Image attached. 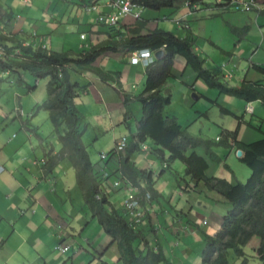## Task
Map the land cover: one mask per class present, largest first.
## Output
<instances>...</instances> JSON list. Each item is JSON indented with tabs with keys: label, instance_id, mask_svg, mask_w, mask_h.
<instances>
[{
	"label": "crops",
	"instance_id": "obj_1",
	"mask_svg": "<svg viewBox=\"0 0 264 264\" xmlns=\"http://www.w3.org/2000/svg\"><path fill=\"white\" fill-rule=\"evenodd\" d=\"M47 1L48 4L43 7L42 4L46 2L44 0H36L34 1V3H30V0H0V39H2L0 40V47L4 46L11 49L14 44H17V41H21L22 43L24 41H29L31 43H40V45L46 46L47 50L74 55L83 54L84 52L89 51L93 46L108 39L107 33L110 27H107L106 31L105 28L101 30L95 28L94 26L99 25L96 21L99 14H116L117 8H115L112 3L114 0ZM216 2V9L209 7V4L205 1L203 4L194 7H191L188 3L183 2L179 3L173 10L167 9L165 11H152L143 8L142 18L149 21L147 30H154L156 28L161 29L162 27H160V25L162 20H165V22H167L176 19V22L178 24V34L175 35H177L181 39L190 35L193 36V34H195L196 31L193 27L194 20L203 21L206 19L214 29L220 30L221 34L226 38L229 45L225 46L219 41L206 39L204 42L208 43L210 47L209 49V47L201 45V42H198V45L196 46L194 40L195 52L201 57L205 56V54H209L210 56V59H205L203 57L206 60L207 68H209V66L207 65L208 60H211L216 56H221V63L212 62L213 66L210 67V69L221 68L224 80L229 86H231L229 84L230 81L233 82V87H239L245 79L250 82L262 81L263 75L261 76L260 73L255 71L254 66L264 68V61H262V59H260L259 57V51L262 50L264 46V34L262 35V39L259 38L258 40H249L250 26H248L247 24L245 25L244 22L233 23V19H231V21H228L225 19L226 16L224 17L222 15L224 12H231L234 9L232 5H230V0H216ZM257 2L259 3V6L263 11L261 16H259L257 13L258 18H260L258 22L264 23V0H257ZM88 6H90V8H96H91L90 10ZM215 11L218 13H215ZM207 16L208 18H206ZM236 17L237 16H235V18ZM137 20L140 19H135L131 16L123 17L116 27L121 28L122 25L134 26ZM88 26L90 27L88 28ZM184 26H189V29L185 28ZM33 29V32H36L38 36L36 37V41L31 38V34L33 32L29 34V31ZM82 35H85L84 39H82ZM57 36L61 38H59L58 41L53 44L52 38ZM10 38L15 39L16 41H14L13 39L10 40ZM232 43H234V45H232ZM71 45L73 46V48L69 49L67 46ZM53 47L55 49H53ZM231 47L234 48L232 51ZM152 52H155V55L157 53V51ZM130 56L131 54H129L127 50L107 52L103 54L97 59L94 64L95 67L101 70L103 75L97 74L92 70H80L76 67L73 68L72 71H75L84 78L81 83H76L80 84L81 86H88L85 93H83V95H81L75 101V103L79 107V110L86 119V126L82 133V140L85 136H90L89 131H91L92 127L89 123L91 122L89 119L92 118V116L90 115V117H87L82 112V109L87 110L85 109V105L88 104L86 98L90 97L91 95L98 96L99 102L100 104H102V109L105 110V112H103L104 115H107L108 113L109 115L115 114L116 117H118L117 126L121 125L126 127L128 130H131V121H133V118H136L135 114L136 116H138V118L135 119L136 132L130 135L126 134L125 132H119L121 133V135L114 137L116 141L115 145L118 141L121 140L122 137H126L129 146L132 140V136L136 135V133L138 132V122L142 118L143 111L141 104H138L139 106H137L135 101H137V97L141 95L145 90L146 67L145 69H143V65H138L141 63L132 64L131 60L129 63L127 59ZM177 69H183L184 72H186V70H190L189 66H187L185 62V59L181 56H177L175 59L174 67L172 69L173 77L171 78H178V75L176 73ZM143 70H145L144 74ZM190 71L191 72L189 75H187V77H191V79H193V75H195L196 72L194 70ZM3 73L14 74V77H16V83L22 87L25 85L23 76H21L22 79H20L18 73H10L7 71ZM29 74L33 77L36 83L39 81L31 73ZM230 75L231 77H229ZM45 79L48 80L47 78ZM70 79L73 82L71 73ZM140 82H144V88L142 92L137 95L135 91L137 90L138 83ZM165 87H167V85H165ZM193 87L195 88V86ZM27 88L28 92H32L37 88V86L30 87L29 85H27ZM164 88L162 89V94H170L173 98V95L170 92L166 94ZM24 91L26 90L24 89ZM188 91H192L191 88H185V92ZM192 93V96L196 95L198 99L202 98V95L200 93ZM46 100L47 97L44 102ZM125 100L127 101V103H125ZM43 103L38 107L40 110V107L43 105ZM19 106L20 108H22L20 102ZM16 107L17 105H15V110L13 111L14 113H12L11 110H8L7 108H4L0 105V166H3L6 171L0 176V194L2 196L0 197V211H5L4 205L7 204L9 206L7 210L8 212L4 216L0 214V241L5 238V241L1 244L0 248V261H2V258L5 256L4 254L7 251L11 237L16 232H18L19 234L25 232L26 235L25 239L21 241L17 249H21L25 245H30L34 248L37 243L41 244L43 240L45 245V238H47L51 240V244L55 245V247L53 248L54 252H59V250L57 249L58 247L56 245L55 237L61 234L62 240L59 246L61 244L67 246L68 243L74 240L75 237L80 238L84 233H88L89 235L95 233L98 239H104L105 236H101V234L104 233V235H108L104 232L99 222H97V219L94 218L91 211L89 210L85 197L78 186L76 171L71 162L65 160L67 162L63 161L59 164V167L60 165H63L61 166L63 169V167L66 166L68 167V172H71L72 186L70 188V192L68 191V186L71 185L69 178L68 180H66L65 178V176L68 177V172H62V174H58V169H55V175L53 173L46 174L44 171V163L42 161L45 160L46 155L50 151L58 153L61 150L59 132L56 131L53 127L50 135L45 136L48 133V129L43 126L40 130V126H38L42 123V119L34 118V115L26 116L23 110L22 112H19V109L17 110ZM167 108L168 107H166L165 110ZM165 110L164 113L167 117H175L177 119L176 115L174 116V114L172 113H167ZM253 113H256L254 109ZM48 117L50 119V115ZM22 118H26V120L24 121ZM104 119L106 118L104 117ZM113 124L114 122L111 121L110 123H108V126L111 128ZM185 129H187L188 131V127H186ZM62 131L63 130H61V132ZM95 133L99 134L97 132ZM217 139L219 140L220 138L217 137ZM148 142H150L151 144H148ZM142 147H147L148 150L144 151ZM157 148L158 147L155 145L152 139H147L141 145V148L131 154L129 158L126 156V151L118 155L115 154V157L108 156L103 158L102 156H100V160H103L104 165H101L102 162L100 160H97V163L93 162L87 150L89 157L94 164L95 170L99 174V178H101V180L103 179L101 188H103L106 195L109 196L111 206H113L120 213H122L123 210H126L124 205V201L126 200V198L120 204L115 205L112 202V200L116 197L115 194L121 191L123 187L128 189V192L129 190L134 191L136 194H138V196L140 191V189L132 182V180L123 173L122 166L128 161L132 162L138 170L151 172L153 181L154 183H156L155 173L153 172L155 162L151 155L156 153ZM150 150L152 151L148 153ZM136 152L140 154L137 158L135 157ZM167 153L168 152L166 151L164 158H166ZM232 153H238L237 149L231 150L228 155V159L230 158V155ZM122 161H125L124 164H121ZM109 164L111 168H114L112 170L113 172L109 170ZM141 164H145V166L141 167ZM172 165L173 164H170V169L168 170L173 169ZM162 167L163 170L159 174L160 176H164L165 172L167 171H164V164ZM208 171L210 174L211 166H209V169L207 170L208 177L217 176V178L226 179L231 183V179L225 177V175H223L222 177L221 175L209 176ZM125 172L129 175L131 174L127 168H125ZM112 173L114 174V176ZM60 176L62 177V180L58 181V178ZM174 176L177 178V173H175ZM19 178L24 180L27 187L29 188L30 193H36L38 199H31L30 197L25 195V188L21 180L20 190L18 189L17 185H19V182L17 181V179ZM140 179L141 178L138 179V183H141L144 186V182ZM184 179L188 181L190 185L195 187L196 183L195 181L191 180V178L186 177L185 175ZM111 181H113L112 184ZM51 182H54V188H60L59 183H63V190L60 188V195L66 199L67 205H71V208L69 210L61 209L59 211V214V212L56 213L47 210V208H42V206L39 204L40 202L45 205L43 198H46L48 188L52 187ZM116 182H120V186L114 188L113 184ZM178 182H180V180ZM178 187H180V184L178 185ZM155 188L161 194V198L159 199V201H152L151 203L147 204L146 208L148 214L144 215L142 225L137 226L140 227L141 231L145 232L149 241V247L160 248V250L162 249L163 254L167 260L161 264H174V262L175 264H178L177 255L179 256V253L184 256L183 264H196L200 262L202 260V254L200 255L198 253L197 256L193 257L189 249H187L186 252L183 253L176 245L179 244V240L181 241V243L185 242L186 245L189 244L192 246L193 244H198L199 238L201 237L199 232H202L203 234L207 233L206 235H213L214 233H216L221 226L223 216L229 210L227 200H225L222 196L214 191L205 190V188H203L201 184H199V187L197 189H194V191L189 193H184L181 188L178 189L180 190V192L178 190L173 191L171 187L158 189L155 185ZM75 189L78 191L80 190L82 195L80 196L81 199L79 203H77L76 205L75 201L72 199V192H75ZM177 192L178 196L181 197V199L185 197H188L190 199L191 197L187 195H191L192 193H195L196 195L191 199V201L188 200L186 203H183L182 201L184 200H181L177 202L176 205H174L172 197H174ZM3 194H6V196ZM166 199H170L169 209H171L172 217L174 219H177V223H174V226L173 224L170 225L171 223H169V228L164 229L162 227V229H158V227L162 226L160 217H162L164 215V212H166L167 210L165 209L166 206L162 201ZM32 201L35 204H39V208L32 216H30L29 212H27L25 215L23 211L25 208H28V205L32 204ZM220 205L223 206V209H220ZM16 206L20 207L19 210L21 212V218L18 220L16 219L17 221H13L15 220L14 209ZM196 207H199V211L197 210L198 212L201 211L198 215L200 219L191 214V211H194V209L196 210ZM174 211L177 213V217L173 215ZM197 211H195V213H197ZM75 213L85 217L84 223H88H86L84 228L75 224ZM184 217L186 219H184ZM24 218L26 219V221L30 219V222L27 221L26 223V229L22 227V224H19L21 219ZM18 224L19 226L17 227ZM98 225L100 226V228ZM88 228L89 230H87ZM80 232L82 234H80ZM189 232H191V234H188V236H184V234H187ZM70 237L71 240H68L70 239ZM163 238H165L168 242L172 240L170 245L166 246V249ZM173 242H175L174 246ZM109 245L108 249L114 248L116 252L117 259L115 264H124L123 261L120 260V254L117 244L113 245L112 247H109ZM42 247H37L36 249L40 250ZM88 248L89 250L83 248L85 249V252L79 251L74 256V260L77 257L79 258V264H100V262L97 260L100 259L102 264L103 257L97 258L94 256L95 248L93 246H89ZM39 255L40 254L36 251V257H38ZM92 255L93 258L91 260ZM17 260V254L11 253V255L8 256L5 261H11L15 263ZM72 260L73 258L70 257V259H66L63 264H72ZM107 264L111 263L107 262Z\"/></svg>",
	"mask_w": 264,
	"mask_h": 264
},
{
	"label": "trees",
	"instance_id": "obj_2",
	"mask_svg": "<svg viewBox=\"0 0 264 264\" xmlns=\"http://www.w3.org/2000/svg\"><path fill=\"white\" fill-rule=\"evenodd\" d=\"M130 1L152 11L173 10L183 2L191 7L204 3L203 0ZM148 23V20L141 18L134 26L108 27V39L83 54L69 55L33 45L25 47L21 41H17L11 49L1 45L7 55L0 57V71L18 73L20 79L23 72L31 73L38 80L48 79L47 100L40 108L48 111L51 123L59 132L61 150L58 153L50 151L46 155L44 171L46 174H52L63 161L71 162L89 210L104 232L111 237L109 247L117 244L120 260L124 264H161L167 260L162 249L155 250L149 247L145 232L137 227L142 223L133 224V218L128 210L120 213L111 206L109 196L101 188L103 179L99 178L82 140L86 119L75 103L88 86L73 83L70 79L74 67L103 75L94 64L107 52L127 50L132 54L145 49L157 52L163 50V57L146 67L145 90L137 97L142 106V118L138 122V132L132 136L129 146L127 143L126 156L129 158L147 139H152L158 147L155 154L166 166L164 171L170 169V164L180 161L186 167V177L195 181L196 185L193 187L182 179L185 183L180 184V188L184 193L192 192L199 184L204 183L205 188L227 200L229 210L223 216L219 230L215 235H206V246L200 264H231L232 252L234 261L251 264L244 249L255 237L261 240L259 247L254 249L255 258L264 264V139L251 144L240 141L238 139L242 125L240 118L236 130H224L223 137L218 141L196 138L182 127L175 117L169 118L165 115L164 110L171 105L172 96L162 94L167 81L173 77L175 59L181 56L187 66L196 72L197 78L203 79L209 88L247 103L260 101L264 105V68L254 66L255 71L263 75L262 81L250 82L245 79L239 87H231L224 80L221 68H206L205 59L194 50L192 35L181 39L172 32L160 28L147 30ZM221 111L226 115H233L225 108H221ZM220 146L243 152L240 161L252 171L246 183L232 184L226 179L207 176L209 161L219 165L224 162L215 151V148ZM198 149H202L206 157L200 155ZM189 150L192 151L190 154ZM166 151L169 153L168 159L164 158ZM108 156L115 157L114 150H111ZM124 167L128 169L130 175L125 172ZM225 167L230 169L228 165ZM122 171L140 189L141 198L137 212L141 211L143 216L147 215V204L161 198V194L155 188L152 173L138 170L129 161L122 166ZM139 178L144 182V186L138 183Z\"/></svg>",
	"mask_w": 264,
	"mask_h": 264
},
{
	"label": "rangeland",
	"instance_id": "obj_3",
	"mask_svg": "<svg viewBox=\"0 0 264 264\" xmlns=\"http://www.w3.org/2000/svg\"><path fill=\"white\" fill-rule=\"evenodd\" d=\"M34 1L36 0H30V3H34ZM44 1L46 2L42 4L43 7H45L48 4L47 0H44ZM204 1L209 4V7L216 9V3H217L216 0H204ZM88 7L90 8V6ZM215 13H218V12L215 11ZM257 13L259 16H261V14L263 13L261 7L251 10L250 12L237 11L233 9L231 12H224L222 15L224 17L226 16L225 19L228 21H231V19H233V23L244 22L245 25L247 24L248 26H250L249 40H258L259 38L262 39V35L264 34V23L258 22L260 18H258ZM235 16L237 17L235 18ZM206 18H208V16ZM89 27L90 26H88V28ZM94 27L97 29H101V30L105 28L107 31V27H102L101 25H95ZM160 27H162L161 29H164L166 31H170L174 34H178V30H177L178 24L176 22V19L172 21H167V22H165V20H162ZM193 27H194V30L196 31L195 34H193V38L195 40L196 46L198 45V42H201L202 43L201 45H205L209 47L208 43L204 42L206 39H213L214 41H219L220 43H223L225 46H229L226 38L221 34L220 30L214 29L206 19L203 21L194 20ZM33 31L34 29L30 30L29 34H31ZM59 38L61 37L57 36V37L52 38V43L55 44ZM232 45H234V43H232ZM67 47L69 49L73 48L72 45L67 46ZM53 49L55 48L53 47ZM233 49L234 48L231 47V51ZM203 57L205 59H210L209 54H205V56ZM259 57L260 59H262V61H264V46H263V49L259 51ZM127 60L130 63L131 56L128 57ZM220 61H221V56H216V57H213L211 60H208L207 62V65L209 66L208 69H210V67L213 66L212 62L221 63ZM138 65H141V64H138ZM205 66H206V60H205ZM142 68L145 69V67L143 66ZM190 70L192 69L190 68ZM190 70H186V72H184L183 69H177L176 73L178 75V78H175V79L170 78L169 81H167L168 82L166 84L167 87H165L164 90L166 94L170 92L173 95L172 105L171 106L169 105L170 107L167 106L168 108L165 110L167 113L169 112L170 114L171 113L174 114V116L176 115L179 123L184 128L188 127V132L196 138L217 141L218 140L217 137L219 138L223 137L224 130L225 131L226 130H231V131L236 130V128L238 127L239 118H240L242 119V125H241L239 136H238V139L240 141L247 143V144H251V143L264 139V105L260 101L253 102V103H247L243 100L236 99L234 97H230L225 94H220L218 90L213 89L211 87L208 88L207 85L205 84L206 82L203 79H197L196 74L193 75V79H191V77L188 78L187 75L190 74L191 72ZM144 71L145 70H143V74H144ZM22 76L25 80V85L23 87L19 86L16 83V77H14V74L3 73L0 71V105L3 106L4 108H7L8 110H11L12 113H14L13 112L15 110L14 107L15 105H17L16 107L17 110L19 109V112H22L23 110L26 116L34 115V118L42 119V123L39 124L38 126H40V130H41V127L43 126L46 127L48 129V133L45 136H49L54 126H52L53 124H51L50 122V119L48 117L49 116L48 112H46L43 109L40 110L38 108L47 97L48 80L46 79L39 80L36 83V81L33 79V77L29 73H23ZM71 77H72L73 83H76V82L81 83L82 80L84 79L81 75H79L75 71L71 72ZM144 82L138 83V88L135 91L137 95H139L142 92L144 88ZM229 84L232 86L233 82L230 81ZM27 85H29L30 87L37 86V88L32 92H28ZM193 86H195V88ZM185 88H188V89L191 88L192 91L185 92ZM24 89L26 91H24ZM192 92L196 94L200 93L202 95V98L198 100L193 99ZM86 99L88 101V104L85 105L86 106L85 109L87 110L82 109V112L87 117H90V115L92 116V118L89 119L91 121L89 123L91 124L92 127H91V131H89L90 136L89 135L85 136L83 141H84V144L87 146V150L92 158V161L97 163V160L101 159L100 157L101 154L108 155V153L111 150H113L115 142H116L114 137L120 136L121 133L119 132H125L128 135L136 132V126H135L136 120L135 119H137L138 116H136L135 114L136 118H133L132 119L133 121H131V130H128L124 126H121V125L117 126L118 117H116L115 114L109 115L107 113V115L106 114L104 115L103 112H105V110L102 109V104H100L98 96L91 95L90 97H87ZM19 102L22 105V108H20ZM135 103L137 106H139L138 104H140L138 99L137 101H135ZM249 107L253 108L254 111H256V113L254 114L251 112H247ZM221 108H225L231 111L233 115H226L222 113ZM101 112L104 116L101 114ZM206 113L207 115L205 116ZM104 117L106 119H104ZM22 119L24 121L26 120V118H22ZM111 121L114 122V124L110 128L108 126V123H110ZM95 132L99 134H96ZM148 144H151V143L148 142ZM151 151L152 150H150L148 153H150ZM215 151L221 158H223L225 163H222L219 165V164H215L209 161V164L211 166V171H210V174L208 171V175L209 176L221 175V177L225 175V177L231 179L232 184L246 183V181L251 177L252 171L250 168H248L245 164H243L240 161L239 157L237 156V153H232L230 155V158L228 159V155L231 152V150L220 146V147L215 148ZM191 152L192 151L189 150V154ZM197 152L200 155L205 156V153L202 149H198ZM139 155L140 154L138 152L135 153L136 158ZM151 157L153 158L155 162L153 172L155 173V182H156L155 185L157 186V188L162 189L166 187H171L173 191H177L178 189H180L178 185L179 184L183 185L185 183L184 180H182L185 177V174H184L185 166L180 161H176L172 163L173 169L167 170L164 176H160L159 174L163 170V167H162L163 161L155 154H152ZM168 157L169 155L167 153L166 158L168 159ZM100 161L102 162L101 165H104L103 160H100ZM227 164L230 166V169L225 167V165ZM61 166L63 165H60V167L58 166L56 168V170L58 169V174L60 173L62 174V172L64 173L68 172V167L64 166L62 169ZM143 166H145V164H141V167ZM108 167H110V164ZM113 169L114 168H111V167L109 168L111 172H113L112 171ZM56 170L53 172V174L55 175H56L55 173ZM5 172L6 171L4 170L2 174H4ZM175 173H177L178 175L177 178L174 176ZM65 178L66 180H68L69 178L71 185L68 186L69 187L68 191L70 192V188L72 186L71 172H68V177L65 176ZM20 180L24 185L25 192H26L25 195H27L31 199H38V196L36 195L35 192H32V193L29 192V188L27 187L23 179H20V178L17 179V181L19 182V185H17L18 189L20 190V186H21ZM61 180H62V177L60 176L58 178V181H61ZM179 180L180 182H178ZM112 182L113 181H111V184ZM114 184H113V187L115 188ZM51 185L52 187H49L47 190L46 198H43L45 205H43L40 202L39 204L42 206V208H47V210L56 212V213L59 212L61 209L69 210L71 208V205L69 204L67 205L66 199L60 195V188L63 190V183L62 182L59 183L60 188H54V182H51ZM201 185L203 186V188H205L204 183H201ZM206 188L205 190L210 191L208 188L207 189ZM178 191L180 192V190ZM3 195L6 196V194H3ZM115 195L116 197L112 200V202L115 205L120 204L122 201L125 200V198L130 197L128 189H126L125 187H123L121 191H119ZM195 195H196L195 193H192L191 195H187L191 197L190 199L188 197L181 199V197L178 196V192H177L175 196L172 197L174 201V205H176V203L181 200H184L182 201L183 203H186L188 200L191 201V199L194 198ZM80 196H82L80 190L78 191L75 189V192H72V199L75 201V205L79 203L81 199ZM0 197H2L1 194H0ZM170 199L162 200L163 204L166 206L165 209L167 210L166 212H164V215L160 217V222L162 223V226L159 224L161 227H158V229H162V227L164 229L169 228V225H168L169 223H171L170 225L173 224V226H174V223H177V219H174L172 217L171 209H169ZM39 204H35L32 201V204L28 205V208H25L23 213L26 215V213L29 212L30 216H32L36 212V210L39 208ZM8 207L9 206L7 204L4 205L5 211L4 212L0 211V214H2V216H4L8 212L7 211ZM220 207H219L220 209H223L222 205H220ZM19 208H20L19 206H16L14 209L15 220L13 221H17L18 219L21 218V212ZM197 210L199 211V207H196V210L194 209V211L192 210L191 214L200 219L198 215L200 214L201 211L198 212ZM195 211H197V213H195ZM173 215L174 216L176 215L175 211L173 212ZM74 217H75V224L77 226H81L84 228L86 223H88V222L84 223L85 217L82 215L75 213ZM184 219L186 218L184 217ZM27 221L30 222V219ZM27 221L25 218L21 219L19 224H22V227L26 229ZM19 224L17 225V227L19 226ZM87 230H89V228ZM80 234L82 233L80 232ZM188 234H191V232L184 234V236H188ZM199 234L201 235L202 238L198 237L199 238L198 244H193L192 246L189 244L186 245L185 242L181 243V241L179 240V244L176 246L183 253H185L186 250L189 249L193 257L197 256L198 253L201 255L202 250L206 246V234L207 233L203 234L202 232H199ZM215 234L216 233H214L213 235ZM101 236H105L104 239L103 238L98 239L95 233H92L90 235L88 233H84L82 234L80 238L75 237L74 240L68 243V245L70 246L69 251H67L68 253L67 252L62 253L60 251L54 252L53 248L55 247V245L51 244V240L47 238H45V241H46L45 245H44V240H43L41 244L37 243L34 246V248L30 245H25L21 249H17L18 245L21 243L23 239H25L26 235H25V232H23L22 234H19L18 232H16L11 237L10 243L8 244L7 251L4 254L5 256L2 258V261H0V264H63V262L68 258L70 259V257L73 258L72 264H79L78 262L79 258L76 257L74 260V256L79 251L85 252V249L83 248H86L89 250L88 248L89 246H93L95 248V251H94L95 257L97 258L103 257L102 264H107V262L111 264H115L116 259H117L115 249L114 248L108 249V245L111 242V237L104 235V233H102ZM55 238H56V245L58 247L62 240V234ZM163 239L165 242V249H166V246H169L172 240L168 242L165 238ZM68 240H71V237ZM4 241H5V238H3L2 241H0V248H1V244ZM260 243H261L260 238L255 237L251 240V242L244 249L245 253L249 256L251 260V264H261L260 261L255 258V250H254L259 247ZM174 244L175 242H173V246ZM37 247H42V248L40 250H37L36 249ZM36 251L37 253L40 254L38 257H36ZM11 253L17 254L18 260L15 263L11 261H8V262L5 261L6 258L11 255ZM233 255L234 253L232 252L231 257H230L231 264H241L240 261L233 260V257H232ZM52 258H56V259H52ZM92 258H93V255L91 257V260ZM183 258L184 256L181 253H179V256L177 255V263L183 264L184 262ZM97 260L101 264L100 259H97ZM199 263H201V261L196 264H199Z\"/></svg>",
	"mask_w": 264,
	"mask_h": 264
},
{
	"label": "built area",
	"instance_id": "obj_4",
	"mask_svg": "<svg viewBox=\"0 0 264 264\" xmlns=\"http://www.w3.org/2000/svg\"><path fill=\"white\" fill-rule=\"evenodd\" d=\"M234 7L240 11H246L249 12L251 10H254L256 8H260L259 3L256 0H231ZM113 6L117 8V12L114 15H107V14H99L97 17V23L102 26L106 27H116L121 18L131 16L135 19H141L143 15V7L138 6L136 4H133L130 0H114ZM96 8V7H91ZM90 8V10H91ZM185 28L189 29V26H184ZM37 34L36 32H33L31 35V38L33 40H37ZM82 39L85 38V35L81 36ZM33 45L34 47H40L42 49H47L46 46L40 45V43H31L29 41H24L23 46L28 47ZM7 53L4 48L0 47V57L6 56ZM156 61L155 52L149 51V50H138L131 54V62L132 64H138L141 63L144 67L150 66L152 63ZM231 77V75L229 76ZM253 108H248V112H252ZM127 147V138L122 137L120 141H118L114 147V153L115 154H121L125 151ZM143 150H148L147 147H143ZM103 158L107 157L108 155L102 154ZM45 163V160L42 161ZM5 168L3 166H0V175L4 172ZM115 187L120 186V182H116ZM130 197L126 198L124 201V205L126 210L130 212L131 218H133V224L139 225L143 222L144 216L141 213V211L137 210L139 209V201L140 198L138 194H136L134 191L129 190ZM60 252L65 253L69 250V246H65L64 244L61 246H58L57 248ZM157 250V248H155Z\"/></svg>",
	"mask_w": 264,
	"mask_h": 264
},
{
	"label": "water",
	"instance_id": "obj_5",
	"mask_svg": "<svg viewBox=\"0 0 264 264\" xmlns=\"http://www.w3.org/2000/svg\"><path fill=\"white\" fill-rule=\"evenodd\" d=\"M163 55H164V51L160 50L156 53L155 56H156L157 60H160L163 57ZM193 98L198 99V97L196 95H193ZM237 155H238V157H241L243 155V152L241 150H239Z\"/></svg>",
	"mask_w": 264,
	"mask_h": 264
},
{
	"label": "clouds",
	"instance_id": "obj_6",
	"mask_svg": "<svg viewBox=\"0 0 264 264\" xmlns=\"http://www.w3.org/2000/svg\"><path fill=\"white\" fill-rule=\"evenodd\" d=\"M257 1V0H256ZM230 5H232V7L234 8V9H236L235 7H234V5L232 4V1L230 0ZM236 10H238V9H236ZM238 11H240V10H238ZM250 12V11H249ZM145 50H147V49H145ZM150 51V50H149ZM250 108V107H249ZM248 112V111H247ZM251 113H253V111L251 112ZM114 149V148H113ZM142 149H143V147H142ZM166 167V166H165ZM156 250V249H155Z\"/></svg>",
	"mask_w": 264,
	"mask_h": 264
}]
</instances>
